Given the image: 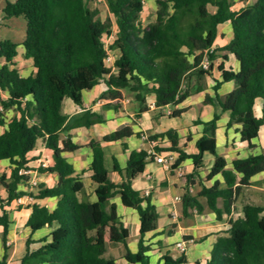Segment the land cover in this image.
I'll return each instance as SVG.
<instances>
[{"label":"trees","instance_id":"16d2710c","mask_svg":"<svg viewBox=\"0 0 264 264\" xmlns=\"http://www.w3.org/2000/svg\"><path fill=\"white\" fill-rule=\"evenodd\" d=\"M4 18L22 17L25 21L24 41L19 45L0 41V162L6 161L9 173L0 175V228L3 243L10 225L11 203L25 196L36 200L56 199L52 211L32 205L25 227L30 234L56 225L48 235L33 242L26 240L25 253L19 264H118L104 258L108 243H121L127 264H149L150 245L146 238L156 236L158 213L149 196L132 188V182L143 174L153 161L144 150L131 151L123 168L112 157V172L120 178L115 184L104 166L103 144L140 138L129 127L92 140L86 146L74 144L69 132L101 124V116L88 110L68 116L63 101L69 99L81 107L82 93L90 91L100 81L106 93L124 90L133 95L139 118L149 108L147 97L152 96L159 114L170 109L171 118H179L186 108H178L190 95V85L210 76L216 60L210 51L217 36V27L230 24L231 38L221 51L231 54L238 63L237 70L219 65V81L212 88L220 114H227L226 128L239 126L236 131L248 149L256 146L259 130L264 126V0H154V20L146 26L140 21L145 3L149 0H103L113 18L101 20L99 11L91 9L95 0H0ZM241 2L243 6L233 10ZM213 8V12L209 11ZM115 25L116 38L106 47L104 37L111 36ZM23 48V58L30 60L33 73L21 77L15 68L17 47ZM108 52H116L113 66L106 67ZM226 61V57H222ZM207 68H202V63ZM116 73L112 74L111 70ZM232 83L224 96L217 91L221 85ZM198 87L197 92L201 91ZM205 104L213 100L205 97ZM8 114H11L8 117ZM220 114L202 126L196 141V154L176 151L177 164L190 160L192 172L185 177L181 197L182 213L209 209L217 221L222 214L230 216L229 228L214 242L210 256L195 264H264V191L251 179L264 173V153L237 158L228 164L216 151V129ZM177 139L175 130L148 135L147 141ZM38 143L52 152V165L39 173L55 174L53 187L39 184L30 187L28 159ZM127 151L126 144L122 143ZM86 147L91 151L90 182L95 186L90 200L81 175H76L63 157ZM160 152V151H158ZM210 154L214 165L204 179L203 155ZM205 182H211L206 186ZM198 187V194L189 192ZM22 185L25 189H18ZM33 190L34 193H31ZM115 198L137 214L139 240L137 251L127 248L128 230L119 221ZM221 200L222 206H217ZM185 241L190 239L186 237ZM202 238L196 241H201ZM3 255L0 264H6ZM161 264H186L183 254L173 258L162 255Z\"/></svg>","mask_w":264,"mask_h":264},{"label":"crops","instance_id":"0c3cea01","mask_svg":"<svg viewBox=\"0 0 264 264\" xmlns=\"http://www.w3.org/2000/svg\"><path fill=\"white\" fill-rule=\"evenodd\" d=\"M252 0H249V2ZM243 6L241 2H236L233 6V10H238ZM213 12V11H212ZM231 38L230 24L224 23L217 27V36L211 48V52L215 51L216 60L210 71V76H204L199 82L193 81L190 85L191 95L181 104L178 108H186V112L179 118H171L167 115L170 111L169 108L165 109L162 114L155 108H148L146 112H143L139 118L135 117L137 107L128 109L127 105H131V99L126 98L124 90H112L110 93H106V87L102 81H100L90 91L82 93V108L75 106L69 99L63 101V109L66 115L72 116L82 111V109L96 113L104 120L101 124L93 125L90 128H77L71 130L69 135L71 141L74 144L80 146H86L90 141L100 140L103 136L116 131L119 127L127 126L134 133L146 135L161 134L168 130H175L177 133V139L174 142H169L167 139L155 141L158 142L156 150L160 152H173L177 156L179 154L176 151H169L170 149L182 151L188 155L197 153L195 143L202 135V126L196 124V121L208 122L212 119L214 114H220L219 106L214 101V92L212 90L215 81H219L220 74L217 70L219 65H222L224 69L237 70L238 63L231 54L221 51V49L228 43ZM20 45V44H19ZM17 56L14 58V62L19 56L22 57V61L27 63L30 68L27 71L20 70L17 66L19 63H15V68L21 77H27L33 73V68L30 60L23 58V48L18 46ZM226 57V61L222 60V57ZM112 74L116 73L115 69L111 70ZM202 86L201 91L197 92L198 87ZM232 90V83H225L220 86L217 93L219 96H224ZM205 97L213 100V104H205ZM148 106L152 103H156L152 96L146 99ZM11 114H8L10 117ZM227 114H220L217 122L216 135V151L218 155L222 156L230 167V163L237 158H246L249 155H257L264 153V151L256 152L260 141L264 126L259 130L258 139L253 141L256 146L254 149H248L245 143H241L239 140V134L236 131L239 126L232 128H226ZM3 127H0V133L3 131ZM122 143L126 144L127 151L123 150ZM149 149L148 142H145L137 137H131L122 142H109L103 144L104 152V166L109 172V179L111 182L118 184L120 178L116 173L112 172V157L118 160L121 168L124 167L128 154L131 151L144 150L147 152ZM41 157L47 158L50 166L53 163L52 152L47 150L41 143H38L35 149L29 153L27 169L32 172H37V182L44 184L46 187H53L57 182V176L49 173H39L37 169L38 160ZM63 157L66 161L72 165L75 174L81 175L82 182L84 184L86 192L90 195V200L93 201L94 197L92 192L95 186L90 182L89 164L91 162V151L86 148H79L73 152L63 153ZM204 169L199 173L201 179H204L208 174L209 169L214 165V158L205 153L203 155ZM208 161V164L206 162ZM6 161H1L0 164H5ZM154 170H149L146 166L143 174L132 182V188L144 195L145 191H148V196L151 203L158 211L164 212L168 218L167 235L165 236V229L156 226V236H148L146 238V244L150 245L151 251L148 253L149 264H161V257L164 254H169L175 258L181 253L176 249L175 245L179 242H184L185 252L182 253L186 264H195L197 262H203L209 258L212 246L218 237L223 236V232L229 228L230 216L222 214L220 221L215 219V215L207 208L202 212L197 213L195 210L188 211L186 217L182 213L181 197L184 193L185 177L192 172V164L190 160H184L179 163L185 176L178 178L175 172H166L161 166L155 164ZM6 166V165H3ZM9 170V166H8ZM30 176L28 177V179ZM251 182L258 185V189L264 191V173L254 176ZM28 184V182H27ZM206 186H210L211 182H205ZM29 185V184H28ZM37 185V186H38ZM31 187V186H30ZM18 189L24 190L25 188L20 185ZM190 194H198V187L191 186ZM181 190V192H179ZM34 193L33 190H30ZM30 197V196H29ZM31 202L22 207H15L13 202L9 208V220L10 225L5 237V242L10 243L6 246L3 243L2 230L0 228V259L3 255H6V264H19V260L23 257L26 247L25 243L27 239L36 242L48 235L55 229L56 225L51 227H44L33 234H30L29 229L25 227L26 221L30 215L31 207L34 204L44 206L49 211H52L56 206V199H43L36 200L31 197ZM116 208V214L119 221L128 230L129 237L127 239V248L131 253L137 251V243L139 240V223L137 214L134 210L123 207L119 199L115 198L111 201ZM217 206L221 208V200L217 201ZM264 217V213L260 215ZM188 237L190 240L185 241ZM202 238L201 241L196 240ZM126 253L125 247L121 243H108L107 252L104 258L107 260H114L118 264H127L124 261V255Z\"/></svg>","mask_w":264,"mask_h":264},{"label":"rangeland","instance_id":"374dc122","mask_svg":"<svg viewBox=\"0 0 264 264\" xmlns=\"http://www.w3.org/2000/svg\"><path fill=\"white\" fill-rule=\"evenodd\" d=\"M0 6L3 7V2L0 1ZM91 9H97L99 11V17L101 20L105 19H111L113 21V18L108 12L107 6L105 5L103 0H95V2L90 4ZM155 11H156V6L154 3V0H149L145 3L144 10L142 11L140 15V21L143 26L148 25L151 23L154 18H155ZM209 11L212 12L213 8L209 7ZM116 27L113 24L112 30H111V36L110 37H104L103 42L106 47H109L116 38ZM25 37V21L22 17L18 18H9L6 19L4 18L3 14L0 13V41L4 40H9L12 41L16 44H21L24 41ZM112 55L114 58L117 57L116 52H111L109 53ZM19 63L17 66L20 70L22 71H27L30 68L28 67L27 63L22 61V57L19 56L17 60L14 63ZM4 61L0 60V66L3 65ZM126 98L131 99V105H127L128 109H133V107H137L136 103L133 100V95L127 91H125ZM264 132V131H262ZM262 137V138H261ZM260 141L257 142L258 148L256 152L264 151V133L261 134L260 136ZM208 164V161L206 162ZM6 165V166H3ZM147 168L149 170H154L156 166L152 163H149L147 165ZM2 173H9L8 170V163L5 164H0V175ZM181 192V190H179ZM158 219H157V224L156 226L159 228L165 229V236L167 235V230L168 227H166V224L168 223V218L162 211H158Z\"/></svg>","mask_w":264,"mask_h":264},{"label":"built area","instance_id":"2783aa9c","mask_svg":"<svg viewBox=\"0 0 264 264\" xmlns=\"http://www.w3.org/2000/svg\"><path fill=\"white\" fill-rule=\"evenodd\" d=\"M108 52L106 58L104 59V64L106 65V67H112L113 66V62L115 60V58L110 55ZM202 68L206 69L207 68V63L204 62L202 63ZM156 107V103H152L149 105V108H155ZM1 111V108H0ZM167 115H169V112H167ZM141 140L148 142L147 141V136L146 135H141L140 137ZM149 144V149L147 150V155H148V159H151L155 164L159 165L162 167L163 170H165L166 172H175V174L177 175L178 178H183L185 176V174L183 173L182 168L179 166V164H177V159L178 156L176 153L173 152H158L156 150L157 144L158 142L155 140H152L150 142H148ZM50 167L49 161L47 160V158L45 157H41L38 160L37 163V169H47ZM21 175H24L26 177L30 178L28 179V184L31 187H36L38 185L37 182V172H32L30 170H21L19 172ZM190 192V189H189ZM143 196H148V191L144 192ZM31 197L29 196H25V197H20L16 200L13 201V204L15 207H22L25 206L27 204H29L31 202ZM6 246H9L10 243L8 241L5 242ZM176 249L182 254L185 252V245L184 242H179L175 245Z\"/></svg>","mask_w":264,"mask_h":264}]
</instances>
